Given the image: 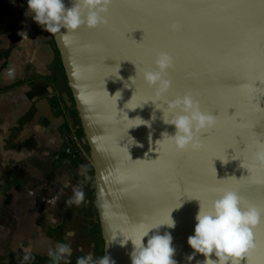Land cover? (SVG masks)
I'll return each instance as SVG.
<instances>
[{
    "label": "water",
    "instance_id": "95a60500",
    "mask_svg": "<svg viewBox=\"0 0 264 264\" xmlns=\"http://www.w3.org/2000/svg\"><path fill=\"white\" fill-rule=\"evenodd\" d=\"M105 15L107 24L51 33L88 146L77 139L93 170L103 255L131 264L123 237L161 225L154 232L172 236L176 264H202L187 244L195 217L234 191L261 213L240 262L264 264V169L253 159L264 142V0H111ZM160 52L172 65L157 99L142 74ZM184 94L216 119L195 151L161 143L175 131L163 119L180 113L156 105Z\"/></svg>",
    "mask_w": 264,
    "mask_h": 264
},
{
    "label": "crops",
    "instance_id": "0c3cea01",
    "mask_svg": "<svg viewBox=\"0 0 264 264\" xmlns=\"http://www.w3.org/2000/svg\"><path fill=\"white\" fill-rule=\"evenodd\" d=\"M76 111L53 37L26 14V0H0L2 250L35 257L55 248L60 235L71 246L70 264L88 253L98 258L103 239L93 170L63 151L68 125L79 136ZM78 185L84 202L67 204Z\"/></svg>",
    "mask_w": 264,
    "mask_h": 264
},
{
    "label": "clouds",
    "instance_id": "9594fccd",
    "mask_svg": "<svg viewBox=\"0 0 264 264\" xmlns=\"http://www.w3.org/2000/svg\"><path fill=\"white\" fill-rule=\"evenodd\" d=\"M111 0H72L70 7H66L63 0H26V14L43 26L49 33L73 32L81 26L95 28L98 25L107 24L106 13ZM154 70H145L143 80L147 85L156 86V98L159 99L170 87V81L164 75L172 65V58L165 52H160L154 61ZM156 109L163 112L178 111L180 114L172 119H163L167 125L174 126V134L161 133V143L167 142L177 151L187 149L198 150L201 147L200 135L212 128L216 119L212 114L202 112L191 94L178 96L174 100L167 101L165 107L156 105ZM155 117L153 116V119ZM254 166L264 169V142L258 144V150L253 154ZM86 174L82 166L81 175ZM85 200V193L78 185L73 187V197L66 203L80 205ZM260 211L249 206L241 207V198L234 191H225L217 199L213 200L209 210L201 207L195 217L196 224L194 234L189 236L187 244L193 250L192 256L201 254L204 259L202 264H240V260L250 249L254 248L253 232L260 220ZM174 228L175 223L171 219L166 224ZM152 226L144 225L143 229L134 236L123 237L121 245L131 241L133 250L130 253L131 264H176L173 260L175 252L172 246V236L169 233L163 235L154 232ZM151 233V234H150ZM69 232L68 236H74ZM147 238V242L144 240ZM48 256L53 264L65 261L72 256L70 244L58 243L55 248H50ZM214 257V258H213ZM31 258V252L24 256V260ZM76 264H113L107 255L93 259L91 253L77 257Z\"/></svg>",
    "mask_w": 264,
    "mask_h": 264
},
{
    "label": "rangeland",
    "instance_id": "374dc122",
    "mask_svg": "<svg viewBox=\"0 0 264 264\" xmlns=\"http://www.w3.org/2000/svg\"><path fill=\"white\" fill-rule=\"evenodd\" d=\"M78 120H79V116H78V113L76 111L75 121H77L76 123H77L78 131H79L78 140L80 141L82 146L87 150L88 146H87L86 140L84 138V133H83V130H82V127L80 124V120L79 121ZM66 147H70V148L76 147L72 142H67L66 145H64L63 151L70 157L75 158L78 156L79 153L76 154L75 156L68 154L65 151ZM41 237H44V236H41ZM55 237H56V239H58L57 244L62 243V241H61L62 237H60V235H56ZM63 243H65V241H63ZM30 252H31V258L29 260H24V256L28 255L29 251H25V250H23V251L22 250H2V244L0 243V264H10L11 261L13 263H17V264H43L44 261H46V259L49 257L48 252L44 253V251H42L41 253H38L35 257L33 256L35 254H33L32 251H30ZM9 259H11V260H9ZM63 262H65V261H63ZM70 262H71L70 259H68L67 264H70ZM65 264H66V262H65Z\"/></svg>",
    "mask_w": 264,
    "mask_h": 264
},
{
    "label": "trees",
    "instance_id": "16d2710c",
    "mask_svg": "<svg viewBox=\"0 0 264 264\" xmlns=\"http://www.w3.org/2000/svg\"><path fill=\"white\" fill-rule=\"evenodd\" d=\"M50 35H51V33H50ZM51 36H52V35H51ZM57 51H58V50H57ZM60 62H61V61H60ZM55 108H56V110H59V109H60V106H59L58 104H55ZM67 141H68V142H72V143L76 146V148L79 150V154H78V156L76 157V159H79L80 161L82 160V161H86V162H88V160H87L86 157L82 154V152H81L79 146H78L77 143H76V140H75V138H74V136H73V129H72V127H71L70 125H68V127H67ZM89 166L92 168L91 165H89ZM102 242H103V240H102ZM102 256H103V246L101 247L100 254H99L98 258H100V257H102ZM98 258H97V259H98ZM45 264H53V261L50 259V257H48V258L46 259Z\"/></svg>",
    "mask_w": 264,
    "mask_h": 264
},
{
    "label": "built area",
    "instance_id": "2783aa9c",
    "mask_svg": "<svg viewBox=\"0 0 264 264\" xmlns=\"http://www.w3.org/2000/svg\"><path fill=\"white\" fill-rule=\"evenodd\" d=\"M65 151L68 153V154H71L72 156H75L76 154L79 153V150L74 147V148H70V147H66L65 148Z\"/></svg>",
    "mask_w": 264,
    "mask_h": 264
},
{
    "label": "snow or ice",
    "instance_id": "6c2138e0",
    "mask_svg": "<svg viewBox=\"0 0 264 264\" xmlns=\"http://www.w3.org/2000/svg\"><path fill=\"white\" fill-rule=\"evenodd\" d=\"M240 264H243V262H240Z\"/></svg>",
    "mask_w": 264,
    "mask_h": 264
}]
</instances>
